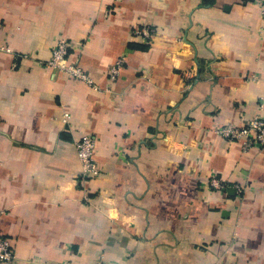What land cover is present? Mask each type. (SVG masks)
Instances as JSON below:
<instances>
[{"label": "crops", "instance_id": "obj_1", "mask_svg": "<svg viewBox=\"0 0 264 264\" xmlns=\"http://www.w3.org/2000/svg\"><path fill=\"white\" fill-rule=\"evenodd\" d=\"M263 4L0 0L1 264H264V147L220 134L264 120Z\"/></svg>", "mask_w": 264, "mask_h": 264}, {"label": "built area", "instance_id": "obj_2", "mask_svg": "<svg viewBox=\"0 0 264 264\" xmlns=\"http://www.w3.org/2000/svg\"><path fill=\"white\" fill-rule=\"evenodd\" d=\"M262 18L264 19V4L261 11ZM155 35V31L148 28L138 29L134 32L135 38L151 39ZM69 45L64 40L56 42L52 49V58L48 63L49 66L55 68V70L63 73L68 78L82 81L89 86H93L89 76L83 72V70L75 63H69L67 60ZM121 62H117L109 70V78L114 81L120 70ZM220 134L229 139L235 141H242L243 147L248 149L251 147H264V120L255 118L248 125L235 129L233 126L228 125L220 129ZM94 140L91 138H83V140L77 145L78 156L81 160L85 177L97 176L99 169L93 160ZM212 187L216 190H221L223 187L217 180L211 181ZM14 259L10 242L0 237V264L3 262H9ZM97 264H104L103 261H99Z\"/></svg>", "mask_w": 264, "mask_h": 264}]
</instances>
